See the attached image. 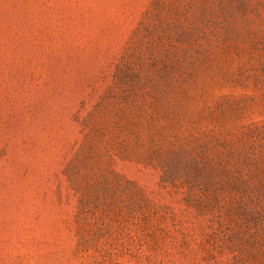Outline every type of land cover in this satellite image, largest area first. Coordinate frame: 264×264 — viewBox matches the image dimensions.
<instances>
[{
    "label": "rangeland",
    "instance_id": "1",
    "mask_svg": "<svg viewBox=\"0 0 264 264\" xmlns=\"http://www.w3.org/2000/svg\"><path fill=\"white\" fill-rule=\"evenodd\" d=\"M0 264H264V0H0Z\"/></svg>",
    "mask_w": 264,
    "mask_h": 264
}]
</instances>
